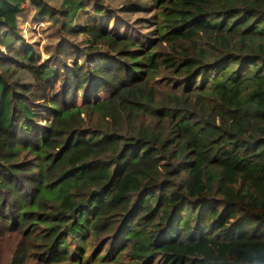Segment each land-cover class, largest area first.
I'll return each instance as SVG.
<instances>
[{"label":"trees","instance_id":"16d2710c","mask_svg":"<svg viewBox=\"0 0 264 264\" xmlns=\"http://www.w3.org/2000/svg\"><path fill=\"white\" fill-rule=\"evenodd\" d=\"M1 250L264 264V0H0Z\"/></svg>","mask_w":264,"mask_h":264},{"label":"rangeland","instance_id":"374dc122","mask_svg":"<svg viewBox=\"0 0 264 264\" xmlns=\"http://www.w3.org/2000/svg\"><path fill=\"white\" fill-rule=\"evenodd\" d=\"M118 1V0H116ZM116 10H115V18L116 17H119L121 18V20H123L125 22V25H127V12L126 10L122 9L123 7L120 5L119 7H115ZM140 15V14H138ZM139 19V16H136L133 15L131 16L130 20H133V21H136ZM114 18H111L109 19V26L112 27V22H113ZM150 23H145V24H141L140 23V26L141 28H147V26L149 25ZM26 27L25 29H23V27ZM21 29H22V33L25 37V39H27L28 41H34V43L36 44H40V42H45L46 41V38L45 36L43 35V22H39L37 24L35 23H31L29 21L23 23L21 25ZM39 40V41H38ZM57 40V38H56ZM41 50V49H40ZM41 57H44V55H41ZM6 250H1L0 251V262H4L6 259H7V252Z\"/></svg>","mask_w":264,"mask_h":264}]
</instances>
